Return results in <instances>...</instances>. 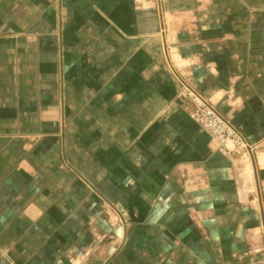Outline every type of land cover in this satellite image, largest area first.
I'll return each instance as SVG.
<instances>
[{
    "label": "crops",
    "instance_id": "crops-1",
    "mask_svg": "<svg viewBox=\"0 0 264 264\" xmlns=\"http://www.w3.org/2000/svg\"><path fill=\"white\" fill-rule=\"evenodd\" d=\"M0 264H264V0H0Z\"/></svg>",
    "mask_w": 264,
    "mask_h": 264
},
{
    "label": "built area",
    "instance_id": "built-area-1",
    "mask_svg": "<svg viewBox=\"0 0 264 264\" xmlns=\"http://www.w3.org/2000/svg\"><path fill=\"white\" fill-rule=\"evenodd\" d=\"M186 95L193 104L190 117L198 123L210 136L218 142L226 151V144L231 147H245L244 140L240 132L206 102L203 97L192 91H187Z\"/></svg>",
    "mask_w": 264,
    "mask_h": 264
}]
</instances>
